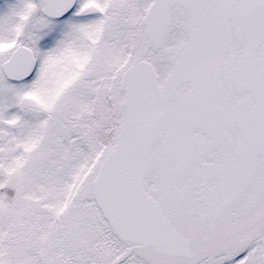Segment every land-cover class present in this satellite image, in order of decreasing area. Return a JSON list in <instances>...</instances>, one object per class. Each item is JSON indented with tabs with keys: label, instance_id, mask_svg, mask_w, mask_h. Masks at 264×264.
I'll use <instances>...</instances> for the list:
<instances>
[{
	"label": "snow or ice",
	"instance_id": "1",
	"mask_svg": "<svg viewBox=\"0 0 264 264\" xmlns=\"http://www.w3.org/2000/svg\"><path fill=\"white\" fill-rule=\"evenodd\" d=\"M0 264H264V0H0Z\"/></svg>",
	"mask_w": 264,
	"mask_h": 264
}]
</instances>
